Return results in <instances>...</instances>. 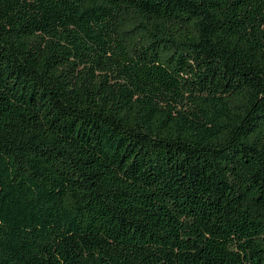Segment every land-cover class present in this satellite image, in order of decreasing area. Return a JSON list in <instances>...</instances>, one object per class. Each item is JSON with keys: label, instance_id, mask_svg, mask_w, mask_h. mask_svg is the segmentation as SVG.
<instances>
[{"label": "trees", "instance_id": "trees-1", "mask_svg": "<svg viewBox=\"0 0 264 264\" xmlns=\"http://www.w3.org/2000/svg\"><path fill=\"white\" fill-rule=\"evenodd\" d=\"M0 264H264V0H0Z\"/></svg>", "mask_w": 264, "mask_h": 264}]
</instances>
